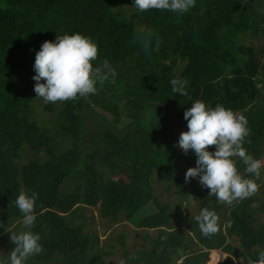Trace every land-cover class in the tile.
<instances>
[{
  "label": "trees",
  "instance_id": "obj_1",
  "mask_svg": "<svg viewBox=\"0 0 264 264\" xmlns=\"http://www.w3.org/2000/svg\"><path fill=\"white\" fill-rule=\"evenodd\" d=\"M73 33L97 45L93 67L113 69L115 82L109 74L87 98L45 104L34 92L36 52ZM254 36L256 46L247 42ZM173 79L187 81V95L172 91ZM197 100L242 113L250 129L243 147L264 165V0H195L186 13L140 12L134 0H0V257L15 246L10 232L26 230L17 196L34 191L31 231L43 252L27 264H204L211 249L226 254L220 264H254L264 250V166L257 178L234 158L259 191L231 206L198 178L185 183L196 156L177 141ZM38 102L52 112L50 124ZM165 194L178 201L163 202ZM190 203L197 209L188 215ZM89 207L110 224L122 215L139 231L135 249L126 233L101 241ZM203 208L220 217L210 238L194 219Z\"/></svg>",
  "mask_w": 264,
  "mask_h": 264
},
{
  "label": "clouds",
  "instance_id": "obj_2",
  "mask_svg": "<svg viewBox=\"0 0 264 264\" xmlns=\"http://www.w3.org/2000/svg\"><path fill=\"white\" fill-rule=\"evenodd\" d=\"M134 5L140 12L157 9L186 13L195 7V0H134ZM97 57V45L80 33L57 35L55 41H44L36 52L33 64L35 97L42 98L45 104L75 101L95 94L96 84L103 85L109 74L114 83L116 73L113 69L105 71L101 67H93L92 62ZM103 63L107 68V61ZM171 85L174 93L187 95V81L173 79ZM183 115L187 131L180 133L177 146L185 154L192 150L196 156V166L189 167L185 172V183L198 178L200 186L209 190V196H215L218 202L229 206L256 194L259 185L242 177L234 159L239 158L246 165V172L259 178L264 165L243 147L250 135L246 117L220 104L208 107L200 100L193 102ZM210 146H215V151H209ZM37 198L38 194L34 191L31 195L21 191L17 196L14 203L23 214L21 223L26 230L10 232L9 239L15 246L7 258L0 257V264H27L30 257L43 252L40 235L31 231L36 221L34 207ZM194 219L204 237L210 238L221 231L220 217L215 211L203 208ZM232 223L227 221L224 228L231 227ZM120 264L126 262L121 260ZM254 264H264V250L258 252Z\"/></svg>",
  "mask_w": 264,
  "mask_h": 264
},
{
  "label": "rangeland",
  "instance_id": "obj_3",
  "mask_svg": "<svg viewBox=\"0 0 264 264\" xmlns=\"http://www.w3.org/2000/svg\"><path fill=\"white\" fill-rule=\"evenodd\" d=\"M121 6L125 11H129V8L126 5L121 4ZM247 42L252 43L254 46H256L258 43L262 42V40H261V38H259V36H257V37L254 36V37H248ZM96 110L102 111V114L106 115L108 118H111L113 120V116L110 115V113H106L104 110H102L99 107H97ZM35 112L39 113V118L41 121H44L45 123H48V124L51 123L50 118H51L52 112L42 110V107H41L39 102L35 104ZM93 121H95V118H93ZM105 124L107 126H109L110 128H112L113 130H115L114 125H116L118 128H120L122 122L114 124L110 120L108 122H105ZM160 199L163 202H165L167 200L171 204H173V202L178 201V198H176L175 196H172V194H165L163 196H160ZM190 202H193L192 198H191ZM188 204H189L188 200H185L182 203L183 206H186ZM190 204H191L190 208L187 211L188 215L192 214L193 212H195V209H197L194 204H192V203H190ZM84 213L86 214L85 216L88 218V223L90 224L91 229L99 235V238L101 241H105L106 237L110 236V235L116 236L118 234L126 233L128 235L127 244H129L130 249H132V250L135 249V247L133 246L134 243L139 244L140 240L135 237L136 236L135 232H139V231L132 230L130 228V226L128 225L129 222L122 215L120 216L119 220L116 223L110 224L106 218L99 217L97 210H95L93 207H89V208L85 209ZM260 215H261V213H260ZM87 229H89L88 226H87ZM152 233H154V232H152ZM145 244H147V242ZM237 244L238 243L236 242V245ZM117 247L119 248V246H117ZM137 247H139V246H137ZM216 250L218 252L222 253V258H221V261H222L224 259V257L226 256V254L223 253L220 249H216ZM118 252L121 253L120 250H118ZM209 254H210V250H209ZM208 260H209V255H208ZM235 260L238 261V258H235ZM241 260L242 259L240 258V262H241ZM221 261H220V263H221Z\"/></svg>",
  "mask_w": 264,
  "mask_h": 264
},
{
  "label": "bare ground",
  "instance_id": "obj_4",
  "mask_svg": "<svg viewBox=\"0 0 264 264\" xmlns=\"http://www.w3.org/2000/svg\"><path fill=\"white\" fill-rule=\"evenodd\" d=\"M222 258V253L217 250H211L209 254V260L205 264H219Z\"/></svg>",
  "mask_w": 264,
  "mask_h": 264
},
{
  "label": "crops",
  "instance_id": "obj_5",
  "mask_svg": "<svg viewBox=\"0 0 264 264\" xmlns=\"http://www.w3.org/2000/svg\"><path fill=\"white\" fill-rule=\"evenodd\" d=\"M211 250H214V249H211ZM211 250H210V251H211ZM215 250H216V249H215Z\"/></svg>",
  "mask_w": 264,
  "mask_h": 264
}]
</instances>
